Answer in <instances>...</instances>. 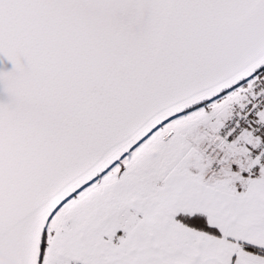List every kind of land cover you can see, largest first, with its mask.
I'll use <instances>...</instances> for the list:
<instances>
[{
  "label": "snow or ice",
  "instance_id": "snow-or-ice-1",
  "mask_svg": "<svg viewBox=\"0 0 264 264\" xmlns=\"http://www.w3.org/2000/svg\"><path fill=\"white\" fill-rule=\"evenodd\" d=\"M0 264H264V0H0Z\"/></svg>",
  "mask_w": 264,
  "mask_h": 264
}]
</instances>
